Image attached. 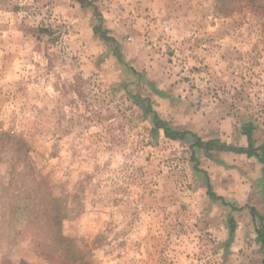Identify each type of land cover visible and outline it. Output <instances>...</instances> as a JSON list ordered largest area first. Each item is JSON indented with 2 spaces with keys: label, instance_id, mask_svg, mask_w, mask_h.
Here are the masks:
<instances>
[{
  "label": "rangeland",
  "instance_id": "1",
  "mask_svg": "<svg viewBox=\"0 0 264 264\" xmlns=\"http://www.w3.org/2000/svg\"><path fill=\"white\" fill-rule=\"evenodd\" d=\"M250 124L264 0H0V264H263Z\"/></svg>",
  "mask_w": 264,
  "mask_h": 264
},
{
  "label": "trees",
  "instance_id": "2",
  "mask_svg": "<svg viewBox=\"0 0 264 264\" xmlns=\"http://www.w3.org/2000/svg\"><path fill=\"white\" fill-rule=\"evenodd\" d=\"M255 130L254 125L250 124L246 127V130L243 131V134L248 139L247 147H234L221 144L219 140H213L209 142H204L201 138L196 135H192L195 139V143L191 145L193 150H202L209 157H212L213 152H233L237 154H245L248 157H256L261 164L264 166V143L260 146H256V141L253 136V132ZM165 136L172 140H184L188 135V132L173 130L169 127H164ZM193 154V159L198 164L195 156ZM264 173V167H263ZM208 185V193L209 196L214 200H220L223 204L229 205L232 208H235L233 205L226 202V200L222 197H219L213 190V186L209 178H207ZM249 209L254 221L256 223V233H257V242L261 244V247L264 251V216L259 213V211L255 207H245V209ZM264 264V263H263Z\"/></svg>",
  "mask_w": 264,
  "mask_h": 264
},
{
  "label": "crops",
  "instance_id": "3",
  "mask_svg": "<svg viewBox=\"0 0 264 264\" xmlns=\"http://www.w3.org/2000/svg\"><path fill=\"white\" fill-rule=\"evenodd\" d=\"M254 136V139H255V135H253ZM255 140H257V139H255ZM264 143V140L263 141H261L260 143H258L259 145H262Z\"/></svg>",
  "mask_w": 264,
  "mask_h": 264
}]
</instances>
